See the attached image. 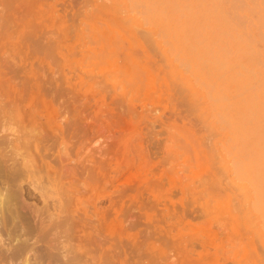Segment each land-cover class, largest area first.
I'll use <instances>...</instances> for the list:
<instances>
[{
  "label": "rangeland",
  "instance_id": "obj_1",
  "mask_svg": "<svg viewBox=\"0 0 264 264\" xmlns=\"http://www.w3.org/2000/svg\"><path fill=\"white\" fill-rule=\"evenodd\" d=\"M0 130L21 215L43 154L78 173L71 264L264 263V0H0Z\"/></svg>",
  "mask_w": 264,
  "mask_h": 264
},
{
  "label": "bare ground",
  "instance_id": "obj_2",
  "mask_svg": "<svg viewBox=\"0 0 264 264\" xmlns=\"http://www.w3.org/2000/svg\"><path fill=\"white\" fill-rule=\"evenodd\" d=\"M254 8H256V7H254ZM146 86H147V84H146ZM1 113H2V111H1ZM4 131H7V130H0V133L4 132ZM22 133H24V132H22ZM8 135H10V134H8ZM23 135H21V136H23ZM5 136L7 137V135H4V137ZM21 136L20 137L18 136L19 140H20V138H24L25 141L29 140V139H26L27 137H25V136L21 137ZM8 137L12 138V135H10ZM8 137H7V139H8ZM1 142H0V144H1ZM12 144H13V142H12ZM201 145H203V144H201ZM2 150H3V148H2ZM7 152H8V150H7ZM3 162H5V165L8 164L6 161H3ZM52 162L53 161H49V156L44 155V154L42 155V164L46 169V170H44V172L46 171V173L48 172V174L53 175L54 178L52 177L51 181H54V184H55L54 188L55 189L49 188L52 186L51 185L49 186L47 184H45V185L42 184V187H40V185H41L40 184L38 186L39 188L34 187V189H37L36 191H38V193H35V192L32 193V195H34L36 200H39V201L42 200V204L45 203L43 208L41 206H39V207H41V210L43 209L42 211L45 210V214H44L45 216L44 215L41 216L40 214H38L39 212L37 210H40V208L36 207L33 203H32L33 205L31 203L30 204L32 206H35V209H37V210H34V211L31 210L32 212L28 215V217H26L25 215L24 216L21 215V212H19L17 206L15 204H13V202H12L13 199H19L20 202L22 201L24 196L20 190L15 192V193L12 192L13 189L12 190L6 189L5 192H2V193L0 192V242L2 241V244H0V256L2 255L4 257H6L7 259L15 260V261L22 259L23 264H31V255L34 254L33 256H36L35 259H37L38 258L37 257L38 252H37V250H35V248H36L35 244L37 242H35V241L31 242L30 238H35L38 242L39 241L44 242L43 243L44 247L42 250L43 252L41 251V253H42L41 255L46 257V259H48V264H55V263H59V262L61 264H64L67 261L70 262V264H71V261L79 262L81 259H83V257L86 254L89 255L91 250H93V249L95 250L96 247L99 249V246H101L100 244H96L93 238H91L92 241H89V247H90L89 249L83 248V246L81 244H79L80 239H78V238H83L82 233L79 234L80 230L85 231L86 229L84 230V228L86 226L89 227V230H93L94 224H95L94 215H88L87 214L86 216H87L88 221L87 222L85 221L86 224L82 225L83 219L81 220V216H80V211H81L80 205L82 203L81 202L82 196L80 194V192H81L80 188H79L80 186H77V184H76L80 181H77L75 183V178H74L78 173L76 175L73 174L74 169H71L69 167V165L67 164V162L63 161V159L57 165L53 164ZM9 165L11 167L10 166L9 167H3V166L1 167L0 166V175L2 174L3 176L8 177L9 179H12L11 181L12 182L14 181L13 183L15 184V178L17 176H19V174H20V172H18L20 170L17 171V169H15V168H17L19 165L16 166L15 168L13 167L14 165L13 166H12V164H9ZM35 167L36 166H34V168ZM30 171H31V169H30ZM222 174L224 175V173H222ZM50 175H49V177H51ZM72 175H74V176H72ZM5 177H3V178H5ZM20 177H22V176L20 175ZM108 178H110V177H108ZM9 179H8V181L6 179V181L9 182ZM17 180H20V179H17ZM20 181H16V182L19 184ZM49 184H51V183H49ZM15 186H17V184ZM18 186L21 189L22 185H18ZM85 186H87V185H85ZM51 189H53L52 191L54 194V197H53L54 200L52 203H50L48 201V199H50V198H48L49 195L51 196V194L48 195V192H49V190H50V192H52ZM24 201H26L25 198L23 199L22 202H24ZM96 209H97V207H96V205H94L93 206V214L96 212ZM81 226L84 228H82ZM78 229H80L79 232H78ZM67 231L72 232L71 233L72 234L71 235L72 240H74V241L78 240L77 242H79L78 244L75 242L76 244H74V246H73L74 247L73 250L75 251V254L71 258L68 257V253H69L68 250L69 249L68 250H66L65 248L62 249V246L59 245L61 242L63 244V241H57V243H56V241L54 242L55 239L60 238L58 235H60L63 232H67ZM55 235H57L58 238L57 237L55 239L49 238L52 240L48 239V236L51 237V236H55ZM79 236H81V237H79ZM58 242H60V243L58 244ZM67 242H68V240H67ZM232 248H234V247H232ZM70 251H71V249H70ZM93 252H95V251H93ZM252 253H254V252L252 251ZM4 257H2V258H4ZM79 258H80V260L77 261ZM83 261L86 262L87 264H95V259H93L91 256H87L86 259Z\"/></svg>",
  "mask_w": 264,
  "mask_h": 264
}]
</instances>
